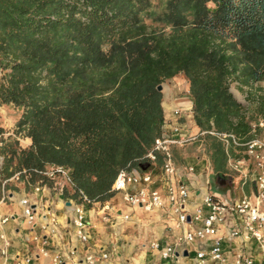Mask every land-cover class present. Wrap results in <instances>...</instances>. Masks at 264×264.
I'll use <instances>...</instances> for the list:
<instances>
[{"label": "trees", "instance_id": "16d2710c", "mask_svg": "<svg viewBox=\"0 0 264 264\" xmlns=\"http://www.w3.org/2000/svg\"><path fill=\"white\" fill-rule=\"evenodd\" d=\"M152 7L0 0V106L23 109L19 124L33 142L19 154L11 148L21 168L68 167L90 200L111 199L118 172L161 134L158 86L180 73L191 83L197 126L252 138L264 118V0H168L156 18L168 33L146 24ZM231 81L247 89L253 115Z\"/></svg>", "mask_w": 264, "mask_h": 264}, {"label": "built area", "instance_id": "2783aa9c", "mask_svg": "<svg viewBox=\"0 0 264 264\" xmlns=\"http://www.w3.org/2000/svg\"><path fill=\"white\" fill-rule=\"evenodd\" d=\"M168 111L164 116L161 134L155 139L139 170L121 169L111 192L115 195L122 194L123 201L132 208L146 213L162 212L170 222L175 223L173 227H168L171 242L162 245L155 241L150 245L153 250L160 252L165 261L186 259L191 254V248H194V264H264V118L253 124L252 138L242 142L234 134L219 133L215 128L195 132V126H192L196 124L195 111L191 102L180 103ZM8 135H0V147L6 142ZM205 136L221 141L229 157L228 167L239 177L242 189L247 180L251 179L254 186L250 195L244 194L236 198H231L230 195H213L209 182L203 181L210 170L205 159L198 158L197 164H188L184 169L178 166L175 150ZM241 152L243 156L238 157ZM27 172L23 170L15 173L3 185L12 180L20 181L21 176ZM30 172L41 177L33 188L38 197L47 190V180L53 183V188L60 193V197L64 196L65 189L69 188L73 192L76 200H72L69 207L72 213L70 223L74 226L78 240L83 244L89 242L91 232L86 206L92 201L82 190L76 188L71 169L50 165ZM5 201L7 194L4 189L0 205ZM20 205L26 222L32 229L37 225L39 210L44 211L48 217L43 227L46 232L53 234L60 225L56 215L50 207L45 208L43 202L36 204L27 196L21 199ZM103 209L111 211L110 203L104 205ZM117 218L129 220L130 216L120 214ZM11 219L10 214L0 212V229ZM106 219L113 225L117 223V220L110 217ZM0 236L3 243L1 255L7 256L10 241L4 233ZM33 239L40 244L39 253L47 256L46 241L39 235H35ZM185 251L188 252V257L184 256ZM75 253L76 250L72 248L67 254L58 253L54 256L53 263L66 264L67 261H72L73 264H80L73 259ZM101 257L108 259L109 255L103 253ZM32 258H18L15 264H32ZM86 262L96 264V257L89 255Z\"/></svg>", "mask_w": 264, "mask_h": 264}, {"label": "crops", "instance_id": "0c3cea01", "mask_svg": "<svg viewBox=\"0 0 264 264\" xmlns=\"http://www.w3.org/2000/svg\"><path fill=\"white\" fill-rule=\"evenodd\" d=\"M168 102L170 103L169 108H172L173 102ZM21 116L14 123L20 121ZM8 121H10L9 125L6 124ZM11 122L13 121L6 116H0V127L12 126ZM29 145H31V140L25 144V147H29ZM232 156L236 157L235 155ZM212 172L209 170L207 175L203 177V181L209 182L210 187ZM230 177L232 178V188L217 189L224 191L222 192L224 197L230 195L229 197L236 198V196L244 195L245 193L240 187V179L236 184L234 175ZM22 179L18 182L8 181L1 187L0 199H2L5 189L7 201L0 205V212L10 214L12 219L0 229V235L4 233L10 241L7 256H2L0 251V264H15L18 258L22 259L25 256L33 257L32 264H54L53 258L56 254H67L71 248L76 250L73 259L80 264H87L86 258L89 255L96 257V264H194V248H191L189 257L186 256L188 258L173 262L163 260L160 252L150 247L151 243L155 241L161 242L162 245L171 242V237H168V227H173L175 223L170 222L162 212L146 213L140 209L132 208L124 203L122 198H118V194L114 195L109 202L111 211H105L103 207L88 208L86 206L91 239L83 244L78 240L74 226L70 223L72 213L69 207L71 201L76 200L73 192L69 188L65 189L64 196L60 197V193L54 190L53 183L47 180L45 182L47 190L38 197L33 192L38 181L34 179L31 181L28 177ZM60 181L63 183L62 180ZM27 196L36 204L43 202L44 207L47 209L50 207V210L56 215L60 225L57 226L53 234L43 229L48 217L42 210L38 211L37 225L34 229L27 224L23 208L20 205L21 199ZM120 214L129 215L130 219L119 220L117 217ZM107 217L117 220L116 225L107 221ZM35 235H39L46 241L47 256L39 253L40 244L34 241ZM2 245L0 236V250ZM103 253H107L109 258L103 259L101 257ZM66 264L73 263L67 261Z\"/></svg>", "mask_w": 264, "mask_h": 264}, {"label": "rangeland", "instance_id": "374dc122", "mask_svg": "<svg viewBox=\"0 0 264 264\" xmlns=\"http://www.w3.org/2000/svg\"><path fill=\"white\" fill-rule=\"evenodd\" d=\"M167 1L168 0H152L153 7H152V10H150V12L152 13L155 12V13L151 17H148V15L144 16L145 22L149 27H153V28H157V27L163 28L164 27L163 26L164 24L159 22V20H157L156 18H158L165 11V6H166ZM170 30L171 28L168 26V27H164L163 31L168 33L170 32ZM9 72L10 70H7L5 73H9ZM2 76H3V73L0 75V78ZM161 85L163 86V90L159 92L163 93L162 107L164 111V116L167 112H169L168 110L170 109L169 108L170 103L168 101L173 102V107L180 103L191 102L193 105V109L195 110V105H194V102L192 101V95H191V83L188 80V78L185 76V74L180 73L175 78L168 80ZM229 87H230L229 91L233 95V97L236 99V101L242 104L244 107H246L249 110L247 114L249 116L253 115L254 106L251 105V103L248 102L246 99L247 94L245 91L247 89H245L244 92H241L238 89L239 84L235 81H231ZM21 115L23 116V109L22 110L17 109L12 104L0 106V116H3V117L6 116V118L13 121L11 122L12 126H8L6 128L0 127L1 136L2 134H9L6 142H4L3 146L0 147V192H1V187H3L2 184L5 180L11 179L15 173L23 171V170H26L28 172L27 174H23L21 176L22 178L29 176V180L31 181L32 179L36 181L41 180V177L38 175H34L32 172H30L31 170H27L26 168H21L19 166V162H18L19 160L16 154H19L21 150H29L33 144L32 139L29 136L28 128L27 127L21 128L19 124L22 119ZM20 116H21L20 121H18L17 123H14L15 121L19 120ZM254 123H257V122H254ZM6 124L9 125L10 121H8ZM192 126H195V132H197L198 130L203 131L199 126H197V124H192ZM30 140H31V145H29L30 148L28 146L25 147V144H28ZM152 146L153 144L149 147H146L144 156L141 159L136 160L135 164H129L126 168H129V169L137 168V170H139L140 165L139 166H136V165L138 164V162L141 163L142 159L143 160L145 159V156L147 155L149 150H151ZM11 148L15 150L16 152L15 156H13L11 152ZM174 155H175L177 164L181 169L186 168L188 164H197L198 158H200V160L205 159L206 164H208L210 167V170L213 171L212 172L213 174L210 177V182H211L210 192L217 197L223 196L222 192L224 191L218 190L216 186L217 175H220L223 177L224 180H227L230 178V176L234 174L233 172H231V170L228 167L229 157L221 141H219L218 139L212 136L199 137L196 141L190 143L186 147L176 149L174 152ZM242 156H243L242 152L238 153V157H242ZM48 166L50 165L45 166V168ZM39 170H42V169H39ZM234 177H235L234 178L235 183L237 184L239 177L236 175H234ZM253 186L254 184L251 181V179H248L246 186L243 188L244 193L246 195H250L251 191H253ZM110 193L113 194V192L111 191ZM121 195L122 194H118V198H122ZM111 199H106V200L104 199V200H97V201L91 200L92 203L87 205V207L88 208L103 207L108 202H110Z\"/></svg>", "mask_w": 264, "mask_h": 264}, {"label": "water", "instance_id": "95a60500", "mask_svg": "<svg viewBox=\"0 0 264 264\" xmlns=\"http://www.w3.org/2000/svg\"><path fill=\"white\" fill-rule=\"evenodd\" d=\"M1 74H2V68L0 66V75ZM157 89H158V91H162L163 90V86L160 85V86H158ZM144 169L146 170V168H144ZM231 183H232V178L231 177L229 179H227V180H224L222 176L217 175L216 186H217L218 189L225 190L228 187H231ZM201 248H203V246H201ZM184 256H188V252L187 251L184 252Z\"/></svg>", "mask_w": 264, "mask_h": 264}]
</instances>
